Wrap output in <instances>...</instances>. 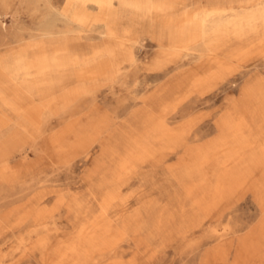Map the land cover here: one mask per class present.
Here are the masks:
<instances>
[{"label": "rangeland", "instance_id": "obj_1", "mask_svg": "<svg viewBox=\"0 0 264 264\" xmlns=\"http://www.w3.org/2000/svg\"><path fill=\"white\" fill-rule=\"evenodd\" d=\"M258 3L0 0V264H264Z\"/></svg>", "mask_w": 264, "mask_h": 264}, {"label": "bare ground", "instance_id": "obj_2", "mask_svg": "<svg viewBox=\"0 0 264 264\" xmlns=\"http://www.w3.org/2000/svg\"><path fill=\"white\" fill-rule=\"evenodd\" d=\"M260 3L256 4L258 5L257 8L260 10L252 14V17L248 18L247 14L237 12L235 7L209 10L205 13L194 15V19L196 20L199 29L197 36L202 38L211 37L213 40H218L224 35H229L231 33H236L237 36L240 37L258 34L260 31V23H264V5L261 8V6H259Z\"/></svg>", "mask_w": 264, "mask_h": 264}]
</instances>
